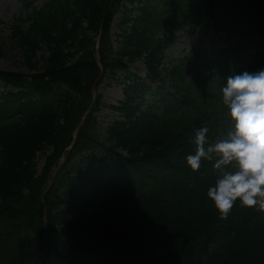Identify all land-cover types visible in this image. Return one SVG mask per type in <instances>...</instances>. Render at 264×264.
<instances>
[{"label": "trees", "instance_id": "trees-1", "mask_svg": "<svg viewBox=\"0 0 264 264\" xmlns=\"http://www.w3.org/2000/svg\"><path fill=\"white\" fill-rule=\"evenodd\" d=\"M133 2L50 0L16 21L11 40L27 64L40 44L49 56L43 72L28 79L0 72L21 87L0 96V264H264V214L236 202L220 219L207 198L217 179L212 163L202 160L196 172L185 164L194 154V130L207 126L210 142L228 131L221 89L226 73L245 62L237 54L255 49L247 55L249 73L264 69L258 51L264 50V0H142L131 9L123 4ZM190 25H226L238 39L198 65L213 70L197 81L202 90L176 85L174 93L139 112L146 82L159 78L161 53L171 42L167 34ZM96 36L101 75L93 55ZM138 59L146 80L129 74L124 101L112 107L125 121L114 122L101 143L93 133L95 119H88L68 157L91 151L101 158L91 156L75 171L64 168L41 199L90 87L98 77L114 80ZM173 74L179 77L178 70ZM198 91L207 99L199 100ZM37 152L45 159L39 174Z\"/></svg>", "mask_w": 264, "mask_h": 264}, {"label": "clouds", "instance_id": "clouds-1", "mask_svg": "<svg viewBox=\"0 0 264 264\" xmlns=\"http://www.w3.org/2000/svg\"><path fill=\"white\" fill-rule=\"evenodd\" d=\"M221 91L230 128L215 142L207 126L194 130V154L185 164L196 172L202 160L212 163L217 179L207 198L220 219L228 218L236 202L264 214V69L229 76Z\"/></svg>", "mask_w": 264, "mask_h": 264}, {"label": "rangeland", "instance_id": "rangeland-1", "mask_svg": "<svg viewBox=\"0 0 264 264\" xmlns=\"http://www.w3.org/2000/svg\"><path fill=\"white\" fill-rule=\"evenodd\" d=\"M48 0H38L35 3L36 7H41ZM130 7V6H127ZM21 5L19 0H0V38L9 37L10 31L9 26L12 20L20 13ZM120 16H116L113 22L114 26L119 21ZM192 31V33H191ZM225 33L222 31L213 32L211 30H201L189 28L181 29L175 33V41L171 44V46L165 52V58L163 61V69L166 73V77L169 78L167 71L170 70L171 67H174L178 64H182L181 60L186 58V63L193 57L196 53V50H200L201 54L208 53L210 56L212 55V49L217 48L219 45H227L233 41V38H230L226 44L223 43L225 38ZM3 44V42H2ZM6 48L3 49V52L6 54L5 56H0V70L5 71H23L25 72V68L22 67V58L16 49L9 48L10 45L5 43ZM220 47V46H219ZM40 56H46L45 51L39 53ZM183 68V67H182ZM183 71V70H182ZM131 73H136L139 76L144 75L143 64L138 62L133 65V67L129 70ZM187 78L193 77V72H189L188 70L183 71ZM184 75V76H185ZM124 75L121 73L118 75V80L113 82L110 86L106 85V80H104L97 88L96 92L102 96L101 103L104 104L105 107L97 112V127L96 132L98 136H105V129L108 124L117 116L112 113L107 107L110 105H114L118 102L119 99H123L122 88L123 85L119 82L122 81ZM170 81V79H169ZM170 84H166L167 91H169ZM148 101H155L156 98H153L151 95L147 97ZM212 110L211 107L208 108ZM77 163V160L74 161Z\"/></svg>", "mask_w": 264, "mask_h": 264}]
</instances>
